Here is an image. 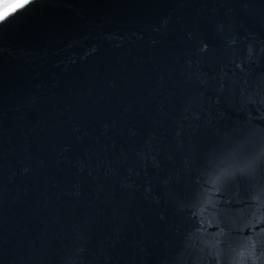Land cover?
<instances>
[{"label":"water","instance_id":"1","mask_svg":"<svg viewBox=\"0 0 264 264\" xmlns=\"http://www.w3.org/2000/svg\"><path fill=\"white\" fill-rule=\"evenodd\" d=\"M0 264H264V0L0 22Z\"/></svg>","mask_w":264,"mask_h":264},{"label":"snow or ice","instance_id":"2","mask_svg":"<svg viewBox=\"0 0 264 264\" xmlns=\"http://www.w3.org/2000/svg\"><path fill=\"white\" fill-rule=\"evenodd\" d=\"M32 0H16L13 5H6L2 11H0V22H4L9 17L16 14L19 10L24 9L29 5Z\"/></svg>","mask_w":264,"mask_h":264},{"label":"rangeland","instance_id":"3","mask_svg":"<svg viewBox=\"0 0 264 264\" xmlns=\"http://www.w3.org/2000/svg\"><path fill=\"white\" fill-rule=\"evenodd\" d=\"M14 3H16V0H8L7 2H0V11H2L6 5H13Z\"/></svg>","mask_w":264,"mask_h":264},{"label":"flooded vegetation","instance_id":"4","mask_svg":"<svg viewBox=\"0 0 264 264\" xmlns=\"http://www.w3.org/2000/svg\"><path fill=\"white\" fill-rule=\"evenodd\" d=\"M8 0H0V2H7Z\"/></svg>","mask_w":264,"mask_h":264}]
</instances>
